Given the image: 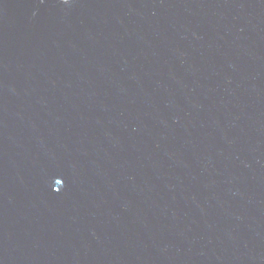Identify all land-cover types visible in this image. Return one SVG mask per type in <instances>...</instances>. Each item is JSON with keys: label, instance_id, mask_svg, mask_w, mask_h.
I'll return each instance as SVG.
<instances>
[{"label": "water", "instance_id": "water-1", "mask_svg": "<svg viewBox=\"0 0 264 264\" xmlns=\"http://www.w3.org/2000/svg\"><path fill=\"white\" fill-rule=\"evenodd\" d=\"M0 264H264V0H0Z\"/></svg>", "mask_w": 264, "mask_h": 264}, {"label": "clouds", "instance_id": "clouds-1", "mask_svg": "<svg viewBox=\"0 0 264 264\" xmlns=\"http://www.w3.org/2000/svg\"><path fill=\"white\" fill-rule=\"evenodd\" d=\"M65 2H67V0H65Z\"/></svg>", "mask_w": 264, "mask_h": 264}]
</instances>
